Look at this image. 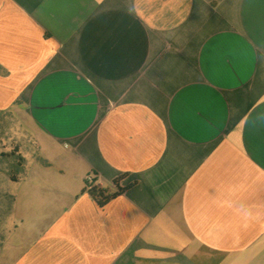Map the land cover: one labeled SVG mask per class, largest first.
I'll return each instance as SVG.
<instances>
[{"label":"crops","instance_id":"crops-1","mask_svg":"<svg viewBox=\"0 0 264 264\" xmlns=\"http://www.w3.org/2000/svg\"><path fill=\"white\" fill-rule=\"evenodd\" d=\"M0 67L41 159L1 263L264 264V0H0Z\"/></svg>","mask_w":264,"mask_h":264},{"label":"rangeland","instance_id":"rangeland-1","mask_svg":"<svg viewBox=\"0 0 264 264\" xmlns=\"http://www.w3.org/2000/svg\"><path fill=\"white\" fill-rule=\"evenodd\" d=\"M18 113L0 110V256L9 246L10 234L17 220L14 214V202L19 187L9 180L8 175L21 169L16 166V161L10 152L17 146V150L25 151L29 167L33 161L30 156L34 153V145L22 126L24 121L19 115L16 116ZM0 264H6V261Z\"/></svg>","mask_w":264,"mask_h":264},{"label":"trees","instance_id":"trees-1","mask_svg":"<svg viewBox=\"0 0 264 264\" xmlns=\"http://www.w3.org/2000/svg\"><path fill=\"white\" fill-rule=\"evenodd\" d=\"M0 74H5V71L1 67H0ZM16 147L17 146L14 147V149L10 152V154L15 159L16 166L20 167L21 170H19L18 172H13L10 175H8L9 180L15 183L25 177L27 171V163H28L27 157L25 156V151L21 152L20 150H17ZM31 157L41 161V159L37 157L36 148L34 150L33 155H31ZM113 185L115 186V190L111 192L107 188L96 184L95 177L91 182L86 181L85 178L82 192H86L90 196V198L96 203V205L102 208L110 200L121 195L128 188V187L119 186V178L113 181Z\"/></svg>","mask_w":264,"mask_h":264},{"label":"built area","instance_id":"built-area-1","mask_svg":"<svg viewBox=\"0 0 264 264\" xmlns=\"http://www.w3.org/2000/svg\"><path fill=\"white\" fill-rule=\"evenodd\" d=\"M94 176L92 174L88 175L86 177V181L91 182L93 180Z\"/></svg>","mask_w":264,"mask_h":264}]
</instances>
